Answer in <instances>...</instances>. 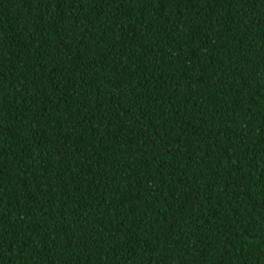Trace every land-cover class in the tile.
I'll return each mask as SVG.
<instances>
[{"label": "trees", "instance_id": "16d2710c", "mask_svg": "<svg viewBox=\"0 0 264 264\" xmlns=\"http://www.w3.org/2000/svg\"><path fill=\"white\" fill-rule=\"evenodd\" d=\"M0 264H264V0H0Z\"/></svg>", "mask_w": 264, "mask_h": 264}]
</instances>
